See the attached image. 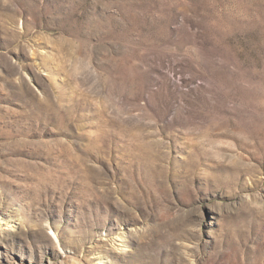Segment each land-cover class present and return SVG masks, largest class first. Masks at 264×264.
<instances>
[{
  "label": "rangeland",
  "instance_id": "obj_1",
  "mask_svg": "<svg viewBox=\"0 0 264 264\" xmlns=\"http://www.w3.org/2000/svg\"><path fill=\"white\" fill-rule=\"evenodd\" d=\"M0 264H264V0H0Z\"/></svg>",
  "mask_w": 264,
  "mask_h": 264
}]
</instances>
